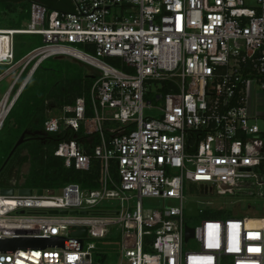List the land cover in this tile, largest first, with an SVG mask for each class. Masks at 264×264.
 Masks as SVG:
<instances>
[{
	"label": "built area",
	"instance_id": "2783aa9c",
	"mask_svg": "<svg viewBox=\"0 0 264 264\" xmlns=\"http://www.w3.org/2000/svg\"><path fill=\"white\" fill-rule=\"evenodd\" d=\"M71 2L69 13L33 2L22 28L0 27V65L11 67L0 80L19 69L0 100V132L43 61L83 60L100 71L89 97L49 116L45 131L78 133L57 151L66 167L83 172L101 161V186L0 189V238L83 239L81 250L0 252V264H104L111 248L118 264H264V217L250 215L255 207L196 202L200 214L230 209L233 216L195 226L186 215L194 202L187 184L201 194L215 184L223 196L264 197V0ZM17 34L42 35L43 44L15 61ZM147 198L177 205L153 208ZM80 226L86 237L73 235ZM187 226L194 229L188 242Z\"/></svg>",
	"mask_w": 264,
	"mask_h": 264
},
{
	"label": "trees",
	"instance_id": "16d2710c",
	"mask_svg": "<svg viewBox=\"0 0 264 264\" xmlns=\"http://www.w3.org/2000/svg\"><path fill=\"white\" fill-rule=\"evenodd\" d=\"M33 2L45 5L51 10L62 12L73 10L71 0H0V10L3 13L16 14L17 18L11 21L10 28L20 29L29 21ZM42 44V35L17 34L16 61ZM61 59L63 58L50 57L39 65L5 120L0 132V169L25 130L40 132L41 135L27 136L24 143L15 150L0 172L1 188L13 186L29 189H59L69 183L80 184L84 189L101 186V161H93L91 170L83 172L66 167L64 159L57 151L60 141L74 135L79 136L78 133L70 130L63 133L45 131L49 111L74 104L83 95H87L88 98V92L94 83L88 70L79 63L76 71L65 73L63 68L55 63L56 60ZM3 66L5 65H0V70ZM31 66L25 71L23 78ZM7 69L0 71V75ZM86 149L87 152L92 153L90 146L86 145ZM26 166L28 170L24 172ZM112 169L116 174L115 164ZM232 216L230 209H222L206 212L205 218L226 221Z\"/></svg>",
	"mask_w": 264,
	"mask_h": 264
},
{
	"label": "rangeland",
	"instance_id": "374dc122",
	"mask_svg": "<svg viewBox=\"0 0 264 264\" xmlns=\"http://www.w3.org/2000/svg\"><path fill=\"white\" fill-rule=\"evenodd\" d=\"M16 18H17L16 14H13L12 12L3 13L0 10V27L11 26L12 25L10 24L11 21L15 20ZM77 48L81 50H86L84 45H77ZM109 62H112V61H109ZM55 63L57 64V66L63 68L65 73H67L68 71H71V72L76 71L78 67L77 62H75L69 56H66L65 58L61 60H56ZM7 68L11 69L9 65H5L1 68L0 71H4ZM18 72H19V69L12 70L9 74H7L4 78L0 80V100L4 97V95L9 91V89L13 85V82L15 78L17 77ZM152 88L153 90H155L156 85H153ZM58 112H59V109H52L51 111L48 112V117L54 116V115L58 116L59 115ZM27 170H28V167L26 166L24 168V172H27ZM211 186L214 187L213 192H209L208 194H201L200 185L187 184L186 195L188 197V200L197 202L200 205V207H203V208H218L221 205H224L226 203L230 205L231 201L242 200L244 211L247 209V205H251L255 207L256 209L254 210V212L250 213V215L255 218L263 219L264 217L263 215L264 197L253 196L252 194H247V195L238 194L234 196H223L224 193L221 190L220 185L212 184ZM145 205L149 207H153V208L163 207V206L170 207V206H176L177 201L173 199L147 198L145 199ZM205 217H206V213H201L198 216L189 217L188 222L191 226H195V225L200 224ZM192 243H195V241H192ZM98 244L100 246V244L102 243L98 242ZM107 250H108L107 258H106L107 260L104 264H118L119 255L117 251L114 248H111L110 250L107 249Z\"/></svg>",
	"mask_w": 264,
	"mask_h": 264
},
{
	"label": "water",
	"instance_id": "95a60500",
	"mask_svg": "<svg viewBox=\"0 0 264 264\" xmlns=\"http://www.w3.org/2000/svg\"><path fill=\"white\" fill-rule=\"evenodd\" d=\"M37 4H40L38 2H35ZM45 6V5H44ZM56 10V9H55ZM70 11H65V13H69ZM58 58H65L64 55L57 56ZM75 62L79 63L80 65L84 66L92 79H95L97 76L100 75V71L97 68H94L90 64L84 62L83 60L73 57L72 58ZM41 135L40 132H32L29 130H25L22 134L20 139L15 144L14 148L12 149L11 153L8 156V159L5 161L4 165L0 169V172L4 169L6 166L8 160L11 158V156L14 154L15 150L24 143L27 136H36ZM201 188H205L204 186H201ZM1 192L3 194H9L12 195L14 193L13 188L9 187H3L1 188ZM43 190L39 189L38 193H42ZM206 192V191H204ZM203 192V193H204ZM20 194H31L32 189L29 188H21L19 190ZM53 213H57L58 211H51ZM63 214H67L68 211H61ZM72 214H77V211H71ZM83 214H87L86 211L82 212ZM199 210L197 208L196 202H191L187 205L186 208V215L188 217L198 216ZM88 234V229L85 226L76 227L73 230V235L80 236V237H86ZM194 237V229L190 226L186 227V235H185V241L188 242L191 238ZM45 247H63L64 249H76L81 250L83 247V239H71L66 238L63 236H35V237H13V238H0V252H14L17 248L19 249H43Z\"/></svg>",
	"mask_w": 264,
	"mask_h": 264
},
{
	"label": "bare ground",
	"instance_id": "6f19581e",
	"mask_svg": "<svg viewBox=\"0 0 264 264\" xmlns=\"http://www.w3.org/2000/svg\"><path fill=\"white\" fill-rule=\"evenodd\" d=\"M77 55H79L80 57H82V54H80V53H77Z\"/></svg>",
	"mask_w": 264,
	"mask_h": 264
}]
</instances>
